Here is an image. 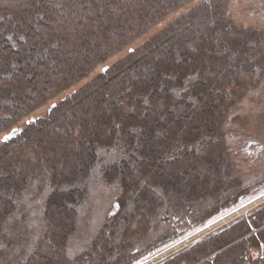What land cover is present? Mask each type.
<instances>
[{
	"label": "trees",
	"instance_id": "16d2710c",
	"mask_svg": "<svg viewBox=\"0 0 264 264\" xmlns=\"http://www.w3.org/2000/svg\"><path fill=\"white\" fill-rule=\"evenodd\" d=\"M192 1L0 0V137L23 126L0 141V244L29 186H51L43 234L15 264L78 263L67 239L99 146L124 143L128 156L104 176L120 178V208L130 200L135 215L222 180L225 103L262 66V33L233 22L228 0H203L119 56ZM263 247L264 203L155 264H264Z\"/></svg>",
	"mask_w": 264,
	"mask_h": 264
},
{
	"label": "rangeland",
	"instance_id": "374dc122",
	"mask_svg": "<svg viewBox=\"0 0 264 264\" xmlns=\"http://www.w3.org/2000/svg\"><path fill=\"white\" fill-rule=\"evenodd\" d=\"M201 1L203 0L192 1L153 26L133 47L125 49L119 56L126 55L135 46L142 45L145 40ZM227 13L237 25L262 33L264 51V0H228ZM105 67L106 65L96 69L85 82L90 81ZM246 82L249 83L238 91L237 98L233 97L225 103L227 112L222 133L228 169L222 180L209 189L206 197L186 203L181 200L182 194L161 196L151 215H135L134 204L130 200L124 201L123 207L120 208V178L108 181L104 176L110 165L128 156L124 143L117 140L111 145L96 148L95 165L88 176L78 182L85 187V191L78 206L74 230L67 239V256L75 260L81 255L79 264H124L133 259L132 264H139L263 196L264 56L262 66L258 67L255 76ZM183 88L186 89L187 85ZM53 106L54 104H50L38 114L48 112ZM31 118L26 120L31 121ZM15 127L21 129L23 126H14L5 135ZM5 135L0 138L1 142L14 138L8 137L3 141ZM193 143H182L180 146L188 147ZM50 190L51 186L46 178L35 181L23 194L14 215L6 219L3 224L4 237L0 244V264H15L33 250L35 242L42 236L45 228L43 207ZM215 208L221 209L213 213ZM244 216L246 215L238 217ZM201 238L195 239L182 249ZM118 259L120 263H116Z\"/></svg>",
	"mask_w": 264,
	"mask_h": 264
},
{
	"label": "water",
	"instance_id": "95a60500",
	"mask_svg": "<svg viewBox=\"0 0 264 264\" xmlns=\"http://www.w3.org/2000/svg\"><path fill=\"white\" fill-rule=\"evenodd\" d=\"M264 201V195L259 197L258 199L254 200L253 202H250L244 206H242L241 208H239L238 210H235L234 212H231L230 214L226 215L224 218H222L221 220L225 219L226 221H216L213 224L207 226L206 228H204L203 230H201L200 232H198L197 234L171 246L170 248L166 249L165 251L161 252L160 255L155 256V258L152 259V261H159L161 259H163L166 256H169L171 254H173L174 252L180 250L181 248H183L184 246L188 245L190 242L194 241L197 238H201L202 236L208 234L209 232L219 228L220 226H222L223 224H225L226 222L233 220L235 218H237L240 215H246V213L252 209L255 206H258L259 204H261ZM243 210V211H241ZM224 222V223H223Z\"/></svg>",
	"mask_w": 264,
	"mask_h": 264
},
{
	"label": "built area",
	"instance_id": "2783aa9c",
	"mask_svg": "<svg viewBox=\"0 0 264 264\" xmlns=\"http://www.w3.org/2000/svg\"><path fill=\"white\" fill-rule=\"evenodd\" d=\"M35 120H36V118H31V121H27L26 123L29 124V123H31V122H34ZM21 131H22L21 129L15 127V128L12 130V134H9V136L4 137V138H3V141L6 140L8 137H12V136L15 137L16 135L20 134ZM155 262H157V261H152V260H150L149 262L146 261V262L141 263V264H155Z\"/></svg>",
	"mask_w": 264,
	"mask_h": 264
},
{
	"label": "bare ground",
	"instance_id": "6f19581e",
	"mask_svg": "<svg viewBox=\"0 0 264 264\" xmlns=\"http://www.w3.org/2000/svg\"><path fill=\"white\" fill-rule=\"evenodd\" d=\"M10 134H12V132H10ZM7 136H9V135H7ZM7 136H6V137H7ZM242 211H243V210H242Z\"/></svg>",
	"mask_w": 264,
	"mask_h": 264
}]
</instances>
